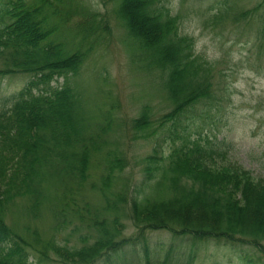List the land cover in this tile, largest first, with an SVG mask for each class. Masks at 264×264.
<instances>
[{
  "label": "trees",
  "instance_id": "obj_1",
  "mask_svg": "<svg viewBox=\"0 0 264 264\" xmlns=\"http://www.w3.org/2000/svg\"><path fill=\"white\" fill-rule=\"evenodd\" d=\"M156 2L120 0L121 7L112 13L136 47L134 57L146 71L161 73L169 93L168 112L147 105L129 121L130 142L155 141L149 155L136 158L113 140L123 124L111 73L94 72L92 99L78 82L84 63L113 35L112 15L70 0H0V77H31L12 106L0 112V241L3 235L11 239L0 249V264H29L30 257L37 264L55 257L64 264H96L146 231H169L206 250L211 243L242 249L236 263L264 264V182L220 170L215 165L227 146L210 139L191 144L182 126L190 111L214 104L224 75L217 73V63L194 55V40L181 32L180 18ZM133 4L154 24L157 40L136 28L129 11ZM260 8L264 19V0ZM230 9L225 6V12ZM242 15L232 18L239 22ZM225 21L219 14L203 26L220 27ZM259 40L264 43V28ZM155 43L158 52L152 50ZM65 107L68 128L56 134L50 115ZM129 166L144 176L142 192L131 190L125 174ZM26 198L33 207L22 208V214L40 216L46 205L57 220L53 237L49 242L39 237L40 246L34 245L36 238L29 244L14 236L3 223L14 203ZM194 212L198 223L193 224ZM120 216L136 229L135 238L125 237ZM61 232L69 238L80 234L81 248L62 247L56 242Z\"/></svg>",
  "mask_w": 264,
  "mask_h": 264
},
{
  "label": "rangeland",
  "instance_id": "obj_2",
  "mask_svg": "<svg viewBox=\"0 0 264 264\" xmlns=\"http://www.w3.org/2000/svg\"><path fill=\"white\" fill-rule=\"evenodd\" d=\"M73 4L80 7L82 4H86L91 7L92 10L98 11V14L112 15L109 16L111 20V26L113 35L107 37L104 45L98 48V51L94 52L88 61L85 62L83 72L81 73L80 80L83 85L90 86L92 82V75L94 72L109 71L112 77L116 80L115 95L118 94V106L119 117L123 124V130L120 133L118 130L113 133L114 142L122 144L119 147H123L126 150H132L136 158L145 157L149 155L155 145V141L137 140L129 141L131 138L130 131L128 129L129 121L132 118H136L140 115L141 109L144 106H151L155 111L159 113H166L169 111L168 102L169 93L165 91L163 82L165 80L161 73L153 70L152 72L146 71L144 64L139 62L133 55L138 52L134 47L132 40L127 38V31L119 26L116 22L115 14L116 9L121 7L120 0H70ZM163 2H169V0H161ZM223 0H179V9L175 14L177 17L182 18L184 31L185 25L191 21H197L195 25H191L190 34H187L198 40H205L206 43L202 47L200 54L212 61L222 62L223 65L219 66L218 70L222 71L225 75L224 90L223 87L219 88L221 92H225L228 87V98L230 100L225 103H219V114L216 110H213L207 118L208 123L203 125V129L208 132V129L213 130V134L219 137V140L224 139L225 143L229 146L230 151L228 155H225L215 165L224 172H234L237 174H243L245 178L253 181L254 183L264 182V50L256 45L257 32L260 19L257 18L256 25L249 21L244 23L238 31H233L234 27L231 22H228L227 30H204L203 21L209 19L220 6ZM241 3H235L239 6L236 9L243 11V9H249L257 6L260 0H240ZM156 3L151 8H155ZM131 11L133 21L138 24L145 21L143 16L138 12L135 14V10ZM244 12V11H243ZM113 13V14H112ZM73 20L70 24L74 23ZM147 22V21H145ZM259 22V23H258ZM154 26L153 23L147 22ZM121 27V28H120ZM138 29V28H137ZM153 38L155 39L158 32H154ZM156 35V36H155ZM149 36V35H148ZM148 39L152 40L149 36ZM140 43L141 38L137 39ZM134 50L135 52H132ZM152 50L158 52V45L155 43L152 46ZM209 51L211 54L209 55ZM85 77L88 78L85 80ZM26 82V78L18 77L10 80H0V100L9 94L21 89ZM218 96H220L218 94ZM73 107V105H71ZM67 107L62 109L61 112L50 115L51 119L55 122V132L58 134L60 131H67ZM70 109V108H69ZM202 108L197 109L193 116H186L182 126L186 129L187 134L193 137L198 136L201 133V118ZM60 110V109H59ZM74 110V109H73ZM200 110V111H199ZM190 114V113H189ZM197 126V127H193ZM197 130V131H195ZM203 133V131H202ZM204 136V135H203ZM199 137V136H198ZM128 140L130 143H128ZM125 142V143H124ZM163 142V141H162ZM131 145V146H130ZM133 168L132 166H129ZM137 167V166H136ZM133 171V172H132ZM91 170L88 177H92ZM138 168L126 169L125 174L130 176V183L135 184V188L138 192L143 191L141 185L142 175L139 174ZM98 174L93 177L98 180ZM89 201L91 199L89 198ZM33 207V202L29 199L21 200L18 203H14L11 208V212L6 214L3 219V223L14 236H23L27 243L33 244L35 238L38 239V244L43 242H49L51 239L52 231L55 228L57 220L53 218L52 210L50 206H41L40 216L33 213L30 216L22 214L21 209ZM193 212V211H192ZM195 213V212H194ZM190 223H196L198 214H194ZM206 213V217H207ZM209 217V216H208ZM208 219V218H206ZM121 224L126 228L124 235L132 238L136 229L132 226L130 221H124L120 216ZM202 220V219H201ZM204 222V221H203ZM198 223V222H197ZM83 232V231H82ZM79 234L69 238L66 234H61L59 237L62 247H74L76 241H78ZM124 237V236H123ZM137 236L136 238H138ZM3 239L8 240L5 235ZM187 239V238H185ZM184 239V240H185ZM91 241L88 243L89 245ZM172 243L171 236L166 231H146L145 243L142 246L137 247L138 253L136 255L128 254L126 259L125 255L128 253V249L125 248L118 255H112L109 257L111 262L116 264H125L127 261L129 264H147L153 262L156 258L162 256L166 249H163L160 253L158 246L167 247L171 245L175 247L176 251H179L180 256H188L190 242L185 240H177ZM81 248V246H79ZM145 248H149L150 252L148 257L145 253ZM125 251L127 253L124 255ZM242 252V249L238 250ZM237 251L226 248L217 247L212 243L209 245V249H201L196 256L195 264H235L231 260H235ZM141 255V263L140 257ZM249 252H246L248 254ZM150 254V255H149ZM115 256V257H114ZM53 258V256H51ZM127 260V261H125ZM173 261V256H172ZM181 264L183 260L180 259ZM46 264H64L60 263L59 259L49 260ZM96 264H106V261L99 260Z\"/></svg>",
  "mask_w": 264,
  "mask_h": 264
},
{
  "label": "clouds",
  "instance_id": "obj_3",
  "mask_svg": "<svg viewBox=\"0 0 264 264\" xmlns=\"http://www.w3.org/2000/svg\"><path fill=\"white\" fill-rule=\"evenodd\" d=\"M164 7L167 9L169 15H175L179 9V0H169V2H166L164 4ZM197 21H191L188 24L185 25L184 33L183 34H190V27L191 25L197 24ZM206 43L205 40L201 39L194 43L193 45V52L194 55H199L202 51L203 45ZM209 55L211 52L209 51Z\"/></svg>",
  "mask_w": 264,
  "mask_h": 264
},
{
  "label": "bare ground",
  "instance_id": "obj_4",
  "mask_svg": "<svg viewBox=\"0 0 264 264\" xmlns=\"http://www.w3.org/2000/svg\"><path fill=\"white\" fill-rule=\"evenodd\" d=\"M129 9H131V10H132V9L135 10V14L138 13V12L140 13V5H139V4H133V5H130V6H129ZM134 23H135V22H134ZM135 26H136V28H138V30L141 31V33L143 32V33H145V34H148L150 37H151V36L153 37V35L155 34L154 32L157 31L156 28L153 27L151 24L146 23V22H142V20H141V22H139L138 24L135 23ZM155 36H156V35H155ZM158 37H159V36H157L155 39L157 40Z\"/></svg>",
  "mask_w": 264,
  "mask_h": 264
}]
</instances>
